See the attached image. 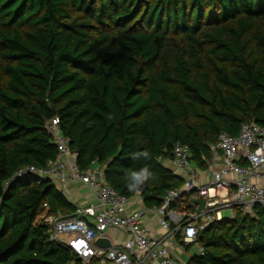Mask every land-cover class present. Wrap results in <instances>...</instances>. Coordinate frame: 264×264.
Segmentation results:
<instances>
[{
	"label": "trees",
	"instance_id": "obj_1",
	"mask_svg": "<svg viewBox=\"0 0 264 264\" xmlns=\"http://www.w3.org/2000/svg\"><path fill=\"white\" fill-rule=\"evenodd\" d=\"M54 118L81 171L162 207L186 181L164 165L177 145L206 170L221 135L264 127V0H0V264L75 259L46 221L76 205L52 180L15 178L56 160ZM144 150L150 160L133 159ZM145 164L148 190L129 191L125 174ZM195 198L170 210L188 221ZM177 238L204 250L187 264H264V208L236 210L195 244Z\"/></svg>",
	"mask_w": 264,
	"mask_h": 264
},
{
	"label": "built area",
	"instance_id": "obj_2",
	"mask_svg": "<svg viewBox=\"0 0 264 264\" xmlns=\"http://www.w3.org/2000/svg\"><path fill=\"white\" fill-rule=\"evenodd\" d=\"M59 125L58 118L46 124L58 149L56 160L41 168H22L15 178L31 177L39 183L52 180L67 197L71 187L81 184L96 198V204H75L73 215H57L46 221L53 228L50 241H64L74 255L75 259L68 264H79L78 261L82 264H92L93 261L96 264H182L169 250L177 236L180 235L185 244H195L206 226L222 220L223 209L236 208L244 215L254 216L257 206L264 208V127L243 125L238 137L221 135L216 150L222 152V167L213 173L209 186H197L188 150L180 145L175 147L173 163L176 169L184 171L186 181L182 190L168 192L162 207L153 209L159 216L160 225L168 233L166 237L158 238L152 237L145 228L142 221L144 213H130V199L106 183L102 169L95 167L86 172L79 169L76 155L61 134ZM241 159L246 161V165L239 163ZM230 176L232 180L227 179ZM225 189L234 190L232 199L220 195V191ZM192 191L206 201L205 211L184 222L185 215L170 210V206L182 192ZM202 218L209 224L205 225L203 220L200 224L198 219ZM113 229L130 235V240L121 246L98 247L97 240L106 238L105 234ZM195 255H204V250L196 247Z\"/></svg>",
	"mask_w": 264,
	"mask_h": 264
},
{
	"label": "crops",
	"instance_id": "obj_3",
	"mask_svg": "<svg viewBox=\"0 0 264 264\" xmlns=\"http://www.w3.org/2000/svg\"><path fill=\"white\" fill-rule=\"evenodd\" d=\"M222 152L215 151L213 152V159L209 164V167L206 170H202L199 168L194 169V176L197 180V186H209L212 181V176L215 171H218L222 167ZM239 163L245 164L246 161L244 159L239 160ZM164 165L170 169H172L176 175L186 178L184 171L176 169L173 163V160H165ZM227 179L232 180V177H228ZM70 195L68 199L74 204H81V205H89V204H96V198L92 194V192L84 185L78 184L77 186H73L70 188ZM234 190L232 189H225L220 191V195L222 197H233ZM131 206H130V213L131 214H145L143 218V224L145 228L149 231L152 237L163 238L167 236V231L162 228L159 223V216L154 212L153 209L147 208L143 198L141 195H137L134 199H130ZM231 210L233 212V217H224V212ZM236 208H225L221 211L222 219H234L236 214ZM184 214V213H183ZM186 216V214H184ZM197 216V214H196ZM203 223L205 225L208 223L206 219H203ZM209 224V223H208ZM207 224V225H208ZM106 238L112 243V246H121L124 245L128 240H130V235L122 232L118 229L109 230L105 234ZM188 245V244H186ZM169 250L171 255L181 262L182 264H187L188 261L196 254V247H191V249L187 250L186 246L182 244L181 240L176 237L175 242L172 245H169Z\"/></svg>",
	"mask_w": 264,
	"mask_h": 264
},
{
	"label": "clouds",
	"instance_id": "obj_4",
	"mask_svg": "<svg viewBox=\"0 0 264 264\" xmlns=\"http://www.w3.org/2000/svg\"><path fill=\"white\" fill-rule=\"evenodd\" d=\"M109 118H111V116H109ZM132 157L135 160H139L141 158H143L144 160H150L151 154L147 150L137 151V152L132 153ZM154 178H155V174L151 171L150 165L145 164L139 170H131L127 172L125 174L124 180H125L126 187L128 188L129 191H137L146 182Z\"/></svg>",
	"mask_w": 264,
	"mask_h": 264
},
{
	"label": "water",
	"instance_id": "obj_5",
	"mask_svg": "<svg viewBox=\"0 0 264 264\" xmlns=\"http://www.w3.org/2000/svg\"><path fill=\"white\" fill-rule=\"evenodd\" d=\"M191 166L194 169L196 168L194 162H191ZM147 190H148V186H147L146 183L139 188V192L140 193H145ZM193 204L198 207L197 208V214L201 215L204 212V210H205L206 201L203 200L202 198H195V199H193ZM96 245L98 247H100V248H110V247H112V243L107 238L98 239L97 242H96Z\"/></svg>",
	"mask_w": 264,
	"mask_h": 264
},
{
	"label": "rangeland",
	"instance_id": "obj_6",
	"mask_svg": "<svg viewBox=\"0 0 264 264\" xmlns=\"http://www.w3.org/2000/svg\"><path fill=\"white\" fill-rule=\"evenodd\" d=\"M224 217L226 218V217H229V218H231V217H233V212L231 211V210H229V211H225L224 212ZM204 219V218H203ZM229 220H232V219H229ZM194 247H200V246H198V245H194Z\"/></svg>",
	"mask_w": 264,
	"mask_h": 264
}]
</instances>
